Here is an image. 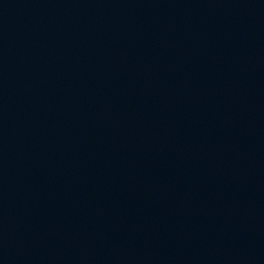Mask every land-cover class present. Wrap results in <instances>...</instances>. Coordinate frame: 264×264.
Here are the masks:
<instances>
[{
  "label": "water",
  "instance_id": "95a60500",
  "mask_svg": "<svg viewBox=\"0 0 264 264\" xmlns=\"http://www.w3.org/2000/svg\"><path fill=\"white\" fill-rule=\"evenodd\" d=\"M0 264H264V0H0Z\"/></svg>",
  "mask_w": 264,
  "mask_h": 264
}]
</instances>
